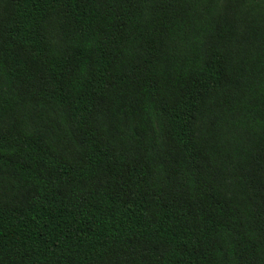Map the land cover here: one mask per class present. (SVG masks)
<instances>
[{"label":"trees","instance_id":"obj_1","mask_svg":"<svg viewBox=\"0 0 264 264\" xmlns=\"http://www.w3.org/2000/svg\"><path fill=\"white\" fill-rule=\"evenodd\" d=\"M0 264H264V0H0Z\"/></svg>","mask_w":264,"mask_h":264}]
</instances>
